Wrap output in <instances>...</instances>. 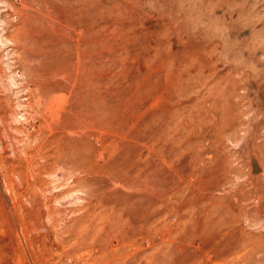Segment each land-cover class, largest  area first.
Masks as SVG:
<instances>
[{
    "label": "rangeland",
    "instance_id": "rangeland-1",
    "mask_svg": "<svg viewBox=\"0 0 264 264\" xmlns=\"http://www.w3.org/2000/svg\"><path fill=\"white\" fill-rule=\"evenodd\" d=\"M0 264H264V0H0Z\"/></svg>",
    "mask_w": 264,
    "mask_h": 264
}]
</instances>
